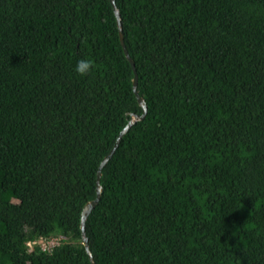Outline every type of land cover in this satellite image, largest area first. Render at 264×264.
<instances>
[{"label": "trees", "instance_id": "16d2710c", "mask_svg": "<svg viewBox=\"0 0 264 264\" xmlns=\"http://www.w3.org/2000/svg\"><path fill=\"white\" fill-rule=\"evenodd\" d=\"M115 4L147 111L101 169L94 263L264 264V0ZM132 78L109 0H0V264H91Z\"/></svg>", "mask_w": 264, "mask_h": 264}, {"label": "water", "instance_id": "95a60500", "mask_svg": "<svg viewBox=\"0 0 264 264\" xmlns=\"http://www.w3.org/2000/svg\"><path fill=\"white\" fill-rule=\"evenodd\" d=\"M115 17H116V22H117V27H118V34H119V39H120V43L121 46L123 48L124 54L126 56V58L128 59L129 63L131 64V67L133 69V78H132V89L134 92V95L137 99L138 104L141 106L142 108V112L140 114L138 113H130V118L128 120V122L126 123V125L120 130V132L118 133L116 140L113 144V146L111 147V149L108 151V153L103 157V159L100 161L98 167H97V173H96V194L95 197L93 199L88 200L82 207L81 213H80V230H81V239H82V243L84 245L85 251L88 254V258L90 260L91 264H95L92 258V254L90 252L89 249V245H88V239L87 236L85 234V221L89 215V213L92 211V209L94 208V206L98 203L100 196H101V192H102V186L100 184V177H101V169L102 167L107 163V161L111 158V156L113 155L114 151L116 150L120 139L122 138V136L126 133V131L129 129V127L134 124L136 121L138 120H142L146 114L147 111V105L146 102L144 100V98L142 96L139 95L138 90H137V80H138V75L135 69V64L133 59L130 57V55L128 54V51L125 47L124 44V40H123V33H122V25H121V19H120V14H119V10L115 4V0H109Z\"/></svg>", "mask_w": 264, "mask_h": 264}, {"label": "clouds", "instance_id": "9594fccd", "mask_svg": "<svg viewBox=\"0 0 264 264\" xmlns=\"http://www.w3.org/2000/svg\"><path fill=\"white\" fill-rule=\"evenodd\" d=\"M93 68V62L87 59H81L77 62L76 72L81 76L87 75L91 72Z\"/></svg>", "mask_w": 264, "mask_h": 264}, {"label": "rangeland", "instance_id": "374dc122", "mask_svg": "<svg viewBox=\"0 0 264 264\" xmlns=\"http://www.w3.org/2000/svg\"><path fill=\"white\" fill-rule=\"evenodd\" d=\"M24 228V231H26L27 233H29L30 232V228H28V227H23ZM58 243V239L56 238V237H53V238H51V239H43V240H41V242H40V244L42 245V246H46V247H50V246H52V245H54V244H57Z\"/></svg>", "mask_w": 264, "mask_h": 264}, {"label": "built area", "instance_id": "2783aa9c", "mask_svg": "<svg viewBox=\"0 0 264 264\" xmlns=\"http://www.w3.org/2000/svg\"><path fill=\"white\" fill-rule=\"evenodd\" d=\"M32 243H34V241H33V242H28L27 244H28V245H31ZM41 247H42L43 249L50 248V247H46V246H42V245H41Z\"/></svg>", "mask_w": 264, "mask_h": 264}]
</instances>
